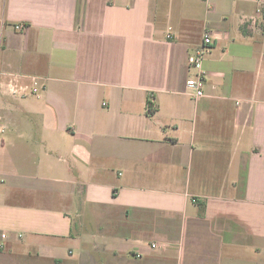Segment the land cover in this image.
<instances>
[{"label":"crops","instance_id":"0c3cea01","mask_svg":"<svg viewBox=\"0 0 264 264\" xmlns=\"http://www.w3.org/2000/svg\"><path fill=\"white\" fill-rule=\"evenodd\" d=\"M1 1L0 264H264V0Z\"/></svg>","mask_w":264,"mask_h":264},{"label":"built area","instance_id":"2783aa9c","mask_svg":"<svg viewBox=\"0 0 264 264\" xmlns=\"http://www.w3.org/2000/svg\"><path fill=\"white\" fill-rule=\"evenodd\" d=\"M25 29L22 25H15L14 30L16 32L23 31ZM170 38V35L168 36ZM212 44V37L209 33L203 35L202 43L188 58V65L194 70L193 76L187 79L185 83L186 90L190 93L194 100L202 99L204 94V82L205 74L202 69V64L205 56L210 51ZM27 87L20 88L19 90L25 91ZM32 93H37V89H32ZM0 240H6V234L0 231Z\"/></svg>","mask_w":264,"mask_h":264},{"label":"rangeland","instance_id":"374dc122","mask_svg":"<svg viewBox=\"0 0 264 264\" xmlns=\"http://www.w3.org/2000/svg\"><path fill=\"white\" fill-rule=\"evenodd\" d=\"M1 15H2V1L0 0V21H1ZM256 27H257V31L261 35H264V19L262 13L260 14L259 18L256 21ZM0 45H1V37H0Z\"/></svg>","mask_w":264,"mask_h":264},{"label":"trees","instance_id":"16d2710c","mask_svg":"<svg viewBox=\"0 0 264 264\" xmlns=\"http://www.w3.org/2000/svg\"><path fill=\"white\" fill-rule=\"evenodd\" d=\"M262 15H263V19H264V9L262 10Z\"/></svg>","mask_w":264,"mask_h":264}]
</instances>
